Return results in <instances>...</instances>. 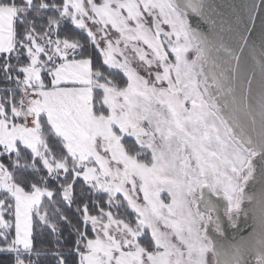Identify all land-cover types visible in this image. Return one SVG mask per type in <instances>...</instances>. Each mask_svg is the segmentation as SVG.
<instances>
[{"label": "snow or ice", "instance_id": "snow-or-ice-1", "mask_svg": "<svg viewBox=\"0 0 264 264\" xmlns=\"http://www.w3.org/2000/svg\"><path fill=\"white\" fill-rule=\"evenodd\" d=\"M204 8L0 0V253L9 264L48 255L37 226L58 231L48 206L59 197L70 208L79 180L98 214L87 201L78 208L77 264H210L209 254L211 264H250L253 253L264 264V89L253 96L251 79L248 88L237 80V52L192 25ZM257 182L259 230L225 244L223 218L236 227ZM60 243L52 255L68 264Z\"/></svg>", "mask_w": 264, "mask_h": 264}, {"label": "water", "instance_id": "water-1", "mask_svg": "<svg viewBox=\"0 0 264 264\" xmlns=\"http://www.w3.org/2000/svg\"><path fill=\"white\" fill-rule=\"evenodd\" d=\"M203 3L204 15L191 14L190 22L201 31L222 39L237 52L241 57L236 71L237 80L243 81L248 88V80L251 79V92L253 96L257 95L264 89V71L260 62V53L264 51V0H203ZM241 36L247 37L246 44ZM261 187L259 182L249 187L248 192L255 195L256 201L244 202V211L236 219V227L228 224L227 217L223 218L224 237L220 239L225 244L247 243L254 238L259 230ZM212 234L218 236L214 232ZM248 260L255 264L254 253L248 256Z\"/></svg>", "mask_w": 264, "mask_h": 264}, {"label": "trees", "instance_id": "trees-1", "mask_svg": "<svg viewBox=\"0 0 264 264\" xmlns=\"http://www.w3.org/2000/svg\"><path fill=\"white\" fill-rule=\"evenodd\" d=\"M47 15H51V13H48ZM65 31L71 32L73 30L71 27H66L62 30L61 35H63ZM75 35L81 40V42L85 41V36L82 32L76 31ZM88 50L91 51V48L89 47ZM5 86L6 85L2 81H0V88H3ZM3 162L8 163L7 156L4 157ZM82 184V180L76 182L75 189L77 192V199L70 208L66 204L58 203L59 197L56 198V201H54L53 204L48 206L51 222L55 223L58 228V231L56 233H53L50 228L40 227L39 225L37 226V231L35 233L36 247L44 248L48 252V255L42 256L40 258V264H57L58 258L52 255L53 252L57 251V239L61 241L59 251L64 254L68 264H77L78 258L74 254H69V250L74 248L75 245L76 228L79 227L83 229L84 227L82 223H77V220L81 215V213L78 211V208H82L83 202L87 201L89 203L90 213L93 215L98 214V209L92 204V201L97 200L98 197L95 195H84L83 198H81V194L85 191L82 187ZM45 203L47 204V201H45ZM57 208L62 214L66 215L68 219L72 221L71 224L59 219V217L56 215ZM113 211L115 212L116 209H113ZM89 232H91L90 226ZM10 260L11 256L8 253H0V262H2V264H9Z\"/></svg>", "mask_w": 264, "mask_h": 264}, {"label": "rangeland", "instance_id": "rangeland-1", "mask_svg": "<svg viewBox=\"0 0 264 264\" xmlns=\"http://www.w3.org/2000/svg\"><path fill=\"white\" fill-rule=\"evenodd\" d=\"M0 95H2V93H0ZM126 143H127L128 145H132V144L134 143V138H129V139L126 141ZM53 148H54V150H56V151L59 150V148H58L57 145H53ZM136 151H140L139 146H136ZM147 154L150 156V150H149V152H148ZM5 218H6V219H10L11 217L6 216ZM13 235H14V230H13ZM208 259H209V262H210V264H211L212 259H213L212 256H211V254H209Z\"/></svg>", "mask_w": 264, "mask_h": 264}]
</instances>
